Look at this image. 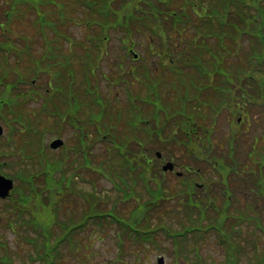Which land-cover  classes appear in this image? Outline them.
Returning <instances> with one entry per match:
<instances>
[{
	"label": "rangeland",
	"instance_id": "obj_1",
	"mask_svg": "<svg viewBox=\"0 0 264 264\" xmlns=\"http://www.w3.org/2000/svg\"><path fill=\"white\" fill-rule=\"evenodd\" d=\"M173 9L178 10L184 8V0H171ZM258 1V0H257ZM189 2V8H185L184 11L192 12L193 19H195L194 22H191L190 25L197 26V20L199 17L204 15V9L206 5V2L204 1L202 4H200L199 0H188ZM210 3V2H209ZM218 3H222V0H218ZM9 1L7 0H0V21H4V17H2L1 13L3 10L6 9L8 6ZM49 6L51 8L52 14L55 16H60L64 14V6L61 1H55L52 0L49 3ZM158 7H161V5H157ZM134 5L132 3H122V10H124L127 14L131 13L133 10ZM199 10V12H197ZM13 18L15 20L13 21L12 25L10 26L8 30V35L15 38L16 41L19 43L20 47L22 46V37L27 36V37H32L33 42L31 44V56H40L41 54V48H40V39L37 37L38 35L36 34V29L31 27V22L33 21L34 16L31 13H26L23 19L21 17L18 19V15L14 14ZM166 26V25H165ZM169 28L168 26H166ZM201 27V26H200ZM185 33L187 35H183L178 31H171L173 38H174V44L176 40L180 37L182 39H178L177 41L183 45V50H189V47L191 43H194L196 45L203 44L205 49L201 50V54H205V50L209 47V44H214V38L210 39V43L208 42V39L210 35L205 36L202 40L199 39L196 35H192L189 27H186ZM199 28V27H197ZM202 28V27H201ZM84 28L81 25H73L68 28V33L71 34V36L76 40V39H82V32ZM204 30V26H203ZM121 30H110L107 33V36L109 39L106 41V50H109L108 54L103 55V57L100 59V62L98 65H102V70L105 72H108V75H105L106 78L109 80L107 81L103 76L102 73L98 71L97 75H93L94 67H95V62H94V54L93 52H89L88 55L85 57V64L83 67H81V70L77 67L76 62H73L72 64V69H73V75H74V82L71 83L69 81V73H70V68L67 66V61L64 60L63 56L59 55L57 56V61L59 62L60 67L65 71L66 76L64 78H61L59 83L54 80L53 83L49 82L47 84V77L41 76L38 79H35V82L32 83V77L30 72V67L33 65L30 62V57L26 54H22V63H14L15 59H18L16 57L13 58L12 54L9 57L8 63H5L3 56H0V70L2 71L3 75L6 76L8 75L9 82L6 81V83L1 82L2 84L0 86V99H6L9 96L12 95L14 98L15 96L13 95V90L12 94L10 95L8 92H5L4 87L7 89H10L11 87H15L16 83L18 82V77L15 78V73L19 74L20 76L23 77V81L25 82L24 84L17 83V88L14 89L16 92L17 91H23V94L26 95L23 99H21V106H19L21 112L24 114V121L22 124V127L20 125H17L15 122L12 123L14 125L15 130L14 133L11 131V125L9 126L7 123L6 119L1 118L0 119V124L4 128V134L3 138L0 139V162L5 161L4 169L3 171L7 174H14L15 171L21 168L20 161H22V152H24L28 147L29 150L28 152L32 155V159L25 161L23 163L24 165L26 164L28 168L31 169V172L37 173L38 170H41V161L37 159L38 155V149L39 146L42 144L44 145V148L47 150H40L42 154H40V158L42 159L43 162H45L49 156L54 159L55 163H58L56 159H63V170L66 171L67 174H73L74 168H76V171L78 172V175L82 178H80L77 173L76 178L74 180V184L76 185V188L79 189L80 192H87L86 194L83 195V202L76 198L78 201L72 204V210H74L72 213L69 212V207H66L64 205H61V208L63 209V213L59 215V219H64L62 216L64 215L65 217H69L72 215V217L75 219V221H78L79 213L83 207V203L88 207L89 204L94 200V202L97 204L98 202L104 203L107 206V209L109 206L113 205L115 201H118L115 203L114 208L118 212L122 211L125 212L129 208L132 209V204L137 203L140 201L139 196L135 195L132 193L131 196H126L125 194H121L120 190L124 189V186L121 184L120 180L117 178H114L118 176L119 170L115 168V172H112L110 170H106L105 172L103 171V168L100 166H95L97 162H103V164L108 168V165L112 162L118 161L116 164L117 167H120L121 164L126 161V162H132L133 157L129 154V151H126L125 147L126 145H121L120 139L121 136H125L127 139H132L135 137L134 131H132L130 128H127V131H124L123 125H127L129 123H137L138 121H141L140 117V111L134 107H129L127 108L125 105H119V104H124L125 99H126V93H128L129 89L131 88L132 91L135 93L139 94L142 96L144 94V89L142 88L140 82L138 80L130 79L131 82L128 83H122L118 82L116 83L115 80L118 78V74L115 73L114 65L118 64L121 62L120 59L118 61L116 60L118 57V51H117V46L120 44V40L118 39V33ZM170 31H168L170 33ZM205 31V30H204ZM133 32V37L137 40V43H139L138 46V51L141 53L142 56H144L145 60L147 62H151L153 58L149 56L148 52V43L151 42V33H145L144 30H142V34H136L135 30ZM161 36L165 39L166 34L162 30L161 31ZM121 37H124L121 35ZM249 38L250 40H253L252 37H243L242 41L240 42L239 39L236 40V49H238L239 55L238 57H235V53H232V55L225 57L224 61V70L227 71L228 73L235 74L239 70L243 69L244 64L247 62L246 60V55L249 54L250 50V42L248 41ZM155 40L153 43L158 44L160 43L159 39L154 38ZM65 46V45H64ZM177 48H181L179 44H175ZM229 46V44H227ZM197 51V50H193ZM257 51L261 52L257 54V56H261L262 53L264 54V43H258L257 44ZM211 53H214L213 58L211 60H204L202 61V67L204 68L205 71H209L211 69L210 64H213L214 61L217 59H222L221 55L218 54V52L213 51ZM207 57V56H205ZM154 59V58H153ZM239 59V60H238ZM13 62V63H12ZM122 62L125 64L123 67L122 71L128 70L129 65L128 61L125 59L122 60ZM17 64L18 67L15 66ZM242 64V65H241ZM246 70L248 67V63L246 64ZM85 69H88L89 71V76L91 79L90 83V93H92L94 90H97L99 94L102 96L103 99H107L109 102L118 101L115 102L112 106L105 101V100H100L99 104H96L94 101L91 100L90 96H87L85 94V89L86 85L84 82L85 78ZM118 70V69H117ZM211 72V71H209ZM127 78L129 76L127 75L128 73H125ZM0 77H2L0 75ZM14 78L17 80L15 83L12 82ZM111 79V82H110ZM113 79V80H112ZM161 83H160V90L161 91H171L172 96L174 99L171 101H164L166 106L168 107V110L170 114H174L178 111H183L186 114H190L191 111V105H190V100L192 98V91H194L193 87V81L195 79L201 81L200 79V74L198 70H193V71H185L182 66H177L175 71H172L170 73H163L160 75ZM129 80V81H130ZM235 80V77L233 78ZM113 82V83H112ZM214 82V80H213ZM51 87V105L45 108H41L42 104L45 103V98L47 97V88L49 86ZM59 88V90H54V88ZM30 88L34 90H38L40 97L37 98V100L30 99L27 97V93L30 92ZM4 90V92H3ZM42 94V95H41ZM41 96L45 98H41ZM86 99H85V97ZM36 98V96H35ZM75 99V100H74ZM74 100V101H71ZM76 101V102H75ZM56 108L60 110L62 114H64V117L67 113L77 111L80 115H83V119L87 120L83 123V129L85 130V133L87 137L89 138V144L91 145V150L93 154L89 151H84L82 158L78 155L77 157L75 156V153L72 150H68L65 148H60L55 151H51L48 148V143L52 137H55L56 135H60V137L65 141V145L67 148V145L73 146V140L72 135L73 131L72 128H68L66 125L63 124L60 127V132L57 134L56 132H53L55 126L58 125V122L54 118L53 114L56 111ZM1 109V108H0ZM2 110V109H1ZM3 111V110H2ZM252 114L255 112L257 115V118L260 119V121L263 118V110L257 107V112L254 111L253 109L251 110ZM6 108L4 107V115H6ZM251 114V115H252ZM7 116L6 118H8ZM11 118V117H10ZM233 120V118H232ZM230 120V121H232ZM212 123L214 124V130H212V134L214 135V139L217 141L216 143L219 144V140L217 139V136L219 137H224L220 139H225L227 140L228 136L225 135L229 132L228 125H227V120L225 116H222V118L217 119V120H206V123ZM174 126L172 128L166 127L164 128L163 131L169 132L170 135H174L175 130ZM120 127H123L120 129L119 132H115L114 130H118ZM263 128L264 126L257 127V137H259L260 134V129ZM27 129H30V137H31V142L30 144H26V139L27 138H22L23 133H26ZM102 130V131H101ZM110 130H112L110 132ZM247 131V130H245ZM47 132H52L51 134H46ZM98 134L102 133V136H107L109 138L110 144L109 146H122L120 149L121 152V159L117 155H115V152H112L109 148H107V143H103L102 141H97L94 143V139L92 137ZM253 134V131L247 132L246 134H240L239 136L242 137L244 141V150L249 147V140H250V135ZM8 136H13V142L14 143H6V139ZM167 137V133L163 132L159 135L160 140H164ZM170 140L173 139V136H170ZM23 141L24 148L22 150H18L19 146H16L19 144V142ZM131 141V140H129ZM172 141V140H171ZM135 143V142H134ZM169 146V149L171 150L172 155H178V150L177 146L175 143L170 142L166 144ZM142 144L140 143V147H137L135 150L136 155H141L144 154V148H142ZM258 147L262 148L264 150V137L258 141L257 144ZM136 146L135 144H132L130 148L134 149ZM148 147V146H146ZM107 148V149H106ZM154 148V147H153ZM226 149L228 150L227 153H231V150L229 149V146H226ZM106 150V151H105ZM165 151H168L167 148L164 149ZM169 150V151H170ZM51 151V152H50ZM1 152H5L6 154H3ZM67 153V158L64 160V154L66 155ZM163 153V152H162ZM97 154V158L94 156ZM238 154L243 156L242 151L239 152ZM113 157V160L111 158ZM75 158V159H73ZM81 158V160H80ZM85 167H91V168H83L82 167V162ZM96 161V162H95ZM90 162H93L92 165H90ZM248 164L253 166L251 163L246 161ZM259 165H261L259 169ZM98 172L99 174L103 175H96L94 173V170ZM257 171L264 173V159H261V157H257ZM112 175V176H110ZM56 178L58 177V174H55ZM168 177V187L173 188L175 186V183L173 181L172 176L169 174L166 175ZM109 180H108V179ZM58 178L57 180H59ZM86 179H95L96 185L93 180H89L88 183H84L83 180ZM111 179V180H110ZM114 179V180H112ZM38 183L41 182V179L37 180ZM89 184V185H88ZM150 184L153 188L157 187V184L155 181L150 180ZM95 186L97 190L95 189ZM90 187V188H89ZM115 188H118L116 190ZM137 191H141V185L136 186ZM144 195V193H143ZM56 199L58 200V196H55ZM147 197H143V200H146ZM108 203V204H107ZM76 204V205H75ZM125 205H128L126 207ZM5 204L3 201H0V209L3 210L2 217L8 216V210L5 211ZM105 207V206H104ZM104 207H101L104 209ZM130 209V210H131ZM112 210V209H110ZM107 213V210L105 211ZM115 213V211H114ZM161 213V219L162 221H165V225L169 226L171 229H175V219L177 218V210L175 207L174 201H165L163 208H161L160 211L155 213L153 216L150 217L151 224H155L157 221L156 215ZM94 214V213H93ZM91 214V215H93ZM108 216H113L112 212L107 213ZM116 215V213H115ZM264 216V214H262ZM120 219L123 221L124 217L116 216V218ZM95 219V217L93 218ZM154 219V220H153ZM149 222V221H148ZM160 223V222H159ZM57 228L56 233L59 234L61 232V228L56 226ZM89 229H87L85 232L81 233V236L76 237L77 240L81 241L82 244H79L76 249L71 251V249H68V247H61V253L62 255L58 258L57 264H133L134 262V254L137 253V255H143L147 252H151L152 258L154 259L156 254L160 252V250H164V253L167 257V262H170L173 264V255H172V246L170 242H163L162 246L164 248H161L159 251H155L154 246H140V245H135L134 243L128 241H125L123 244V252H122V260L123 263H121L117 259V254L119 251V248L116 243L115 239V232L114 228L115 226L112 225L111 227L107 228L105 227L104 233L100 229H97V226L94 225H89ZM16 230L21 233V230L16 227ZM0 234L3 235L4 242H6V247L8 248V252L10 255H12V260L14 264H24L27 262V257L28 254L31 253L30 246L29 244H25L23 242V239L19 236H16L13 234L9 228H6L4 225L0 224ZM101 235V236H99ZM74 238V237H73ZM259 245L262 247L264 251V244L263 241H259ZM76 250V251H75ZM2 251V252H1ZM5 252L0 249V255H4ZM33 264H39V263H33Z\"/></svg>",
	"mask_w": 264,
	"mask_h": 264
},
{
	"label": "flooded vegetation",
	"instance_id": "obj_2",
	"mask_svg": "<svg viewBox=\"0 0 264 264\" xmlns=\"http://www.w3.org/2000/svg\"><path fill=\"white\" fill-rule=\"evenodd\" d=\"M135 52L134 47L127 49V53ZM123 66L121 63L118 67ZM127 72L133 73L134 66L129 65ZM147 78L142 77L143 80ZM251 114L250 111L244 113L245 123L236 124L242 130L231 132L228 126L227 140L217 136L219 144L209 131L214 124L206 123V132L201 138L204 142L205 136L208 137L206 149L199 145L196 129H193L195 139L190 159L182 155L179 146L175 166L183 170L175 202L173 264H264V251L259 245L260 240L264 244V219H257V209H264V204L258 198L257 174L250 176L246 171L220 170L217 162V158L222 162L229 160L227 145L232 154L243 150L244 141L239 135L251 131L249 147L257 156V115ZM213 167L219 169L213 170ZM210 211L223 212V218L202 217ZM164 264H168L167 261Z\"/></svg>",
	"mask_w": 264,
	"mask_h": 264
},
{
	"label": "trees",
	"instance_id": "obj_3",
	"mask_svg": "<svg viewBox=\"0 0 264 264\" xmlns=\"http://www.w3.org/2000/svg\"><path fill=\"white\" fill-rule=\"evenodd\" d=\"M229 4L230 11L228 12L229 17H227V19L219 18L215 23L211 20H207L208 23L201 27L203 29L204 26V30L207 31H203L204 33L213 31L217 35V44L220 47H222L221 42H223L225 38L231 43L235 42V39L229 38V35L232 36L233 34H247L250 35L252 39H256V44L251 42L253 43V45L250 46L252 52L246 56L247 62L244 64V75L241 74L240 77H235V79L241 82L238 83V89L244 90L243 86L249 84L250 87L248 89L257 91V99H262L264 101V54L262 53L261 56H257L258 59L261 58V60H258L257 66V78H259V80H256L253 74L247 72L248 69H251L250 66L247 67V70L245 67L246 64H249L255 57L256 53H261L257 51V44L264 43V0H229ZM118 23L120 24L119 21ZM260 36L262 39L258 42ZM253 67L252 69H255L256 66L254 65ZM225 77H227V75H225ZM241 79L243 81H241ZM19 106H21V103H17V105L11 103L8 105L7 115H9L11 119L22 121L23 114ZM56 113V121L61 120L62 122L64 114H62L58 108H56ZM61 122L58 123V129H60ZM83 123L84 122H81L80 124ZM30 132L31 130L28 129L26 132L27 135L25 133L23 134L22 138H27L26 144H30L31 142ZM84 136V133L80 130L79 140L82 144L85 143ZM19 144V149L22 150L25 143L21 141ZM28 150L29 147L22 154L23 160L20 161L21 168L15 171L14 175H11L12 177H16L19 181L15 192L16 195L11 198L12 202L9 204V207L6 208H11L12 211L9 209V214L6 217L0 216V221L4 223L6 228H10L16 236L21 237L25 244H29L33 248V251L28 254L29 262L27 261L24 264H31L39 259L43 260L46 264H56L55 259L57 255L55 256V252L58 243L56 242L54 245L51 244L53 243L50 238L53 235L51 230L52 221L50 218L43 217L42 213L45 212L49 214L50 210L53 211L52 214L57 212L60 207L59 202L61 198L59 197L57 200L56 197H53L56 200H52L51 192L56 196H62V190H64L65 187L68 188L70 180L65 179L67 182V186L65 187L62 186L61 182H55V171L56 167L59 165L55 163V161H53L54 159L51 157V160L47 159L45 164L41 163V170H38L37 173L31 172V169L28 168L26 164H23L25 161L33 158ZM40 150L41 146H39L38 151L41 152ZM56 160L62 162V159ZM111 167L113 168L112 164ZM39 179H41L40 183L37 182ZM61 180L63 179L61 178ZM34 200H36L35 209H32L30 205ZM137 210L139 213L142 211V208H137ZM16 219L19 220L18 225L13 224ZM16 227L21 230V233L16 230ZM3 237L4 236L0 234V249L5 252L4 255H0V264H14L12 255L9 254L8 248L6 247V242L2 240Z\"/></svg>",
	"mask_w": 264,
	"mask_h": 264
},
{
	"label": "water",
	"instance_id": "obj_4",
	"mask_svg": "<svg viewBox=\"0 0 264 264\" xmlns=\"http://www.w3.org/2000/svg\"><path fill=\"white\" fill-rule=\"evenodd\" d=\"M1 133H2V129L0 127V135ZM61 144H62V141L55 140L50 144V146L52 148H56L60 146ZM167 167H171V165L168 164L167 166L164 167V169H166ZM12 187H13V181L0 175V196L1 197L7 196Z\"/></svg>",
	"mask_w": 264,
	"mask_h": 264
}]
</instances>
